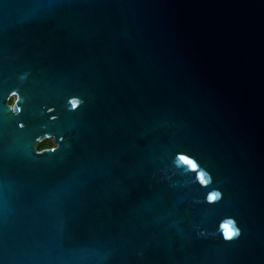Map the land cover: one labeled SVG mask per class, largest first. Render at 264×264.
I'll use <instances>...</instances> for the list:
<instances>
[{
  "label": "water",
  "instance_id": "obj_1",
  "mask_svg": "<svg viewBox=\"0 0 264 264\" xmlns=\"http://www.w3.org/2000/svg\"><path fill=\"white\" fill-rule=\"evenodd\" d=\"M0 264H264V0H0Z\"/></svg>",
  "mask_w": 264,
  "mask_h": 264
},
{
  "label": "clouds",
  "instance_id": "obj_2",
  "mask_svg": "<svg viewBox=\"0 0 264 264\" xmlns=\"http://www.w3.org/2000/svg\"><path fill=\"white\" fill-rule=\"evenodd\" d=\"M27 73H24L21 75L20 79L24 80L27 78ZM12 96L14 98H17V92L13 91ZM68 103L71 106V110H79L84 104L85 101L82 99L80 96L73 95L70 97ZM16 114H19L21 112V109L19 107L13 106V109ZM54 109L53 108H48V112H52ZM52 119H56V117H52ZM21 128L24 127V125L21 123L20 125ZM41 146L36 145V152L37 148ZM56 147H59L57 145ZM56 147H53L51 151H56ZM38 153V152H37ZM162 171H164L166 174L170 173L168 176L169 179H171V176H175L177 174L180 175H187L189 172H196L197 173V182L203 186V187H208L209 185H212L214 183L213 176L210 171H208L206 168L201 167L200 162H198V159L189 154L188 152L185 151H180L175 154V158L173 160V167L171 169L165 168ZM224 193L219 189H213L210 191L206 197L207 203L209 204H217L223 199ZM199 202V201H197ZM228 224L231 225V229L226 231L225 229V224L221 222L220 227L213 232H209L205 228H201L199 225L197 226L198 229V235L201 237H215L217 235H222L223 240L226 242H233L236 239H238L242 235V229L238 224L237 219L234 216H228L227 217ZM143 253H141L142 255Z\"/></svg>",
  "mask_w": 264,
  "mask_h": 264
},
{
  "label": "flooded vegetation",
  "instance_id": "obj_3",
  "mask_svg": "<svg viewBox=\"0 0 264 264\" xmlns=\"http://www.w3.org/2000/svg\"><path fill=\"white\" fill-rule=\"evenodd\" d=\"M13 100H14V98L11 97L9 103L12 104ZM37 145L41 146V147L37 148V150L42 151V150L52 149L53 147H56L57 145H59V142L55 139L54 136H46V137H43L37 143Z\"/></svg>",
  "mask_w": 264,
  "mask_h": 264
},
{
  "label": "snow or ice",
  "instance_id": "obj_4",
  "mask_svg": "<svg viewBox=\"0 0 264 264\" xmlns=\"http://www.w3.org/2000/svg\"><path fill=\"white\" fill-rule=\"evenodd\" d=\"M225 229H226V231H228V230L231 229V226L230 225H225Z\"/></svg>",
  "mask_w": 264,
  "mask_h": 264
}]
</instances>
